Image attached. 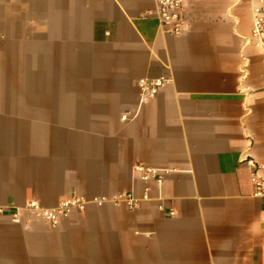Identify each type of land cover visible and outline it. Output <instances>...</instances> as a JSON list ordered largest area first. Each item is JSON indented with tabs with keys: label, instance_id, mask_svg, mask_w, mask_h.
I'll use <instances>...</instances> for the list:
<instances>
[{
	"label": "crops",
	"instance_id": "1",
	"mask_svg": "<svg viewBox=\"0 0 264 264\" xmlns=\"http://www.w3.org/2000/svg\"><path fill=\"white\" fill-rule=\"evenodd\" d=\"M257 5L184 0L173 35L155 0H0V264H264ZM72 195L55 226L26 209Z\"/></svg>",
	"mask_w": 264,
	"mask_h": 264
},
{
	"label": "built area",
	"instance_id": "2",
	"mask_svg": "<svg viewBox=\"0 0 264 264\" xmlns=\"http://www.w3.org/2000/svg\"><path fill=\"white\" fill-rule=\"evenodd\" d=\"M156 18L161 30L168 34H179L183 31L186 22L184 18V0H155ZM251 39L253 43L262 52V62H264V0H258V5L253 17L251 28ZM169 80L168 77L160 76L158 78H142L138 82L140 90V99L147 100L157 94L159 88ZM125 118V115L122 116ZM245 163L250 170V182L253 186V195L264 198V176L259 173V165L251 158H245ZM134 170L139 172L143 178L154 176L156 171L151 168H145L140 164L134 165ZM109 200L106 197L95 198L97 204H102ZM115 201H125L128 205H134V198L129 194L119 195ZM89 200L79 195H72L59 201L54 207H44L38 200L30 199L26 202L27 211L34 218L47 220L52 226H55L59 220L68 216L72 211H83ZM17 220V215L13 216Z\"/></svg>",
	"mask_w": 264,
	"mask_h": 264
}]
</instances>
